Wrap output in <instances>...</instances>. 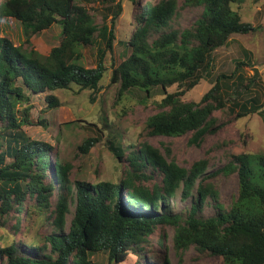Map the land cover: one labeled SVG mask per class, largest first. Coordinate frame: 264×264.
<instances>
[{"label":"trees","instance_id":"trees-1","mask_svg":"<svg viewBox=\"0 0 264 264\" xmlns=\"http://www.w3.org/2000/svg\"><path fill=\"white\" fill-rule=\"evenodd\" d=\"M82 1V2H80ZM95 0H2L0 17L21 21L26 40L19 45L0 37V240L5 238L7 216L12 210L19 215L15 227L26 217L55 214V232L45 236L46 244L19 239L0 244V264H94L92 256L100 251L109 255L108 264H121L130 253H138L150 243L160 225L175 226L177 250L195 246L223 258V264H264V153L232 155L221 168L207 173L208 160L200 159L190 169L180 166L160 148L144 142L123 146L118 138L109 139L108 147L119 162H127L126 175L120 181L99 180L95 183L72 181V164L57 156L52 146L32 140L24 133L33 125L31 93L50 91L46 109L61 102L54 94L60 89L99 90L106 75V57L115 50L118 18L124 0L111 1L108 15L97 23L90 2ZM138 6L135 30L123 41L128 54L112 68L111 82L118 84L119 98L137 92L144 104L154 103L159 111L146 121L151 136H183L192 133L191 143L201 144L208 132L216 130L214 112L227 106L233 86L244 85V67L249 61L237 60L231 74L217 75L213 86L199 101L183 96L202 78L211 74L212 53L228 43L232 34H248L262 28L243 19L242 0H186L202 6L201 15L187 28L177 29L172 20L178 12V0H158ZM237 5V6H236ZM54 23L63 26L59 45L41 54L31 39ZM28 42V43H29ZM95 47L97 64L87 67L82 49ZM259 75L256 70L254 79ZM235 83V84H234ZM234 84V85H233ZM176 86L175 91H169ZM155 89L161 94L156 97ZM237 116L263 112V105L253 98L249 103L234 101ZM43 124L44 121H41ZM116 136V135H115ZM89 137L80 146L89 153L99 141ZM150 169V173L147 171ZM162 176L152 188L141 183ZM220 173L238 174V194L230 207L217 204L211 216L200 215L206 198L217 192L206 180ZM58 188L57 202L52 196ZM197 197L189 211L171 214L170 201L181 190L185 198ZM126 199V202L124 200ZM73 218L66 230L67 215ZM66 230V232H65ZM163 243L162 240H159ZM47 243L50 249L47 251ZM24 247V248H23ZM163 264H171L166 258Z\"/></svg>","mask_w":264,"mask_h":264},{"label":"rangeland","instance_id":"rangeland-1","mask_svg":"<svg viewBox=\"0 0 264 264\" xmlns=\"http://www.w3.org/2000/svg\"><path fill=\"white\" fill-rule=\"evenodd\" d=\"M158 0H141V3L156 2ZM2 0H0V3ZM82 2V1H80ZM111 1L107 3L101 0L90 2L91 13L97 23L103 21V16L108 15ZM124 9L118 18L116 26L117 40L112 55L106 57L107 71L101 82L99 90H71L60 89L54 92L61 104L53 109H46V95L50 91L31 93V114L33 125H25L24 133L32 140L48 142L52 146V159L57 156L72 164V181H86L95 183L99 180L120 181L126 175L127 162H119L108 147L109 139L118 138L120 144L127 146L132 143L139 147L148 142L166 153V148L171 149L169 159L174 158L177 163L190 169L194 162L207 159V173L216 171L224 166L232 158V155L248 152L255 154L264 153V110L261 114L252 113L238 117V107L234 101L242 104L255 98L264 109V0H242L241 6H237L243 19L254 25H262V28L248 34H232L227 44L217 48L212 53L213 66L211 74L202 78L200 82L189 90L183 99L187 101H199L214 84L220 73L231 74L237 60L249 61L244 67L245 83L242 87H232L231 98L227 106L214 112L215 128L208 132L201 144L191 143L192 133L183 136H151L147 133L146 121L148 117L159 111L154 103L144 104L140 101L137 92H130L124 98H119L118 84L111 82L112 68L125 58L129 50L123 41L135 30L137 26L136 15L138 6L127 0L123 3ZM202 6L186 4V0H178V12L172 20V26L177 29L190 27L201 15ZM111 15H108V20ZM0 37H6L19 45L26 40L21 21L15 17H0ZM63 38V26L54 23L51 27L38 32L32 39V45L41 54H46L47 49L59 45ZM29 42V43H28ZM83 63L87 67L97 64V51L95 47L87 46L82 49ZM259 75L254 79V72ZM235 84V83H234ZM233 84V85H234ZM176 86L169 91H175ZM154 94L159 97L160 89H155ZM41 121H44L42 124ZM116 135V136H115ZM99 137V141L91 148L89 153H83L80 146L89 137ZM150 173V169L147 171ZM153 179L141 183L152 188L155 183H160L162 176L154 172ZM210 183L216 196L209 195L200 215L211 216L217 212V204L228 209L233 199L238 194V174L225 175L220 173L206 180ZM58 188L52 196L53 207L57 202ZM197 197L196 188L193 196L185 198L180 190L175 199L170 201L171 214L185 215ZM125 202L126 199L124 198ZM127 204V202H126ZM128 205V204H127ZM75 204L71 203L72 212L67 215L68 230L73 218ZM19 213L12 210L7 216L5 238L0 244L10 243L12 240H23V243L39 241L46 244L45 236L55 232V214H47L45 217L32 215L26 217L22 213L23 223L20 228L15 227ZM65 230V232H66ZM1 231V229H0ZM175 226L172 224L160 225L156 232L150 236V243L144 244V249L138 253H130L127 260L121 264H163L166 258L171 264H223V258L208 252H200L195 246H190L184 251L177 250L174 241ZM162 240L163 243H160ZM47 243V251L50 249ZM24 248V247H23ZM94 264H108L109 255L106 251H100L92 256ZM2 264V263H1Z\"/></svg>","mask_w":264,"mask_h":264}]
</instances>
